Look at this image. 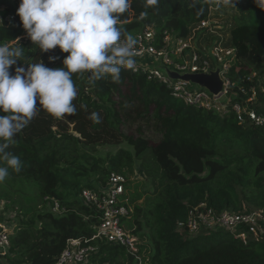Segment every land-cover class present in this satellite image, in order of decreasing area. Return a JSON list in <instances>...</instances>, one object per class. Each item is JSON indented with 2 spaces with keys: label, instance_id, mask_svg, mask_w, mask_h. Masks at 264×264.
<instances>
[{
  "label": "trees",
  "instance_id": "16d2710c",
  "mask_svg": "<svg viewBox=\"0 0 264 264\" xmlns=\"http://www.w3.org/2000/svg\"><path fill=\"white\" fill-rule=\"evenodd\" d=\"M217 1L158 0L146 7V0H131L120 26L133 36L153 27L161 46L166 31L187 36ZM19 2L0 0V42L18 39L24 48L20 65L43 61L63 67L68 53L59 48L42 53L24 38ZM236 6L230 95L233 102H244L255 87L252 106L264 115V8L258 0H239ZM142 12H147L143 19ZM49 56L58 59L50 63ZM73 80L76 113L57 119L40 108L6 149L19 156L22 166L19 172L9 168L0 182V198L18 218L3 264H54L68 240L90 239L97 218L81 201V191L105 184L113 172L128 179L133 212L126 226L150 240V264H264V240L251 234L244 241L226 230L193 236L178 230V222L201 203L217 212L264 209V127L249 118L240 122L231 105L224 114L187 105L141 70L122 69L119 82L110 76L90 82L87 74H74ZM122 144L99 152V147ZM138 174L152 177V192L140 191ZM55 202L61 213L53 211ZM95 243L96 262L134 264L125 248Z\"/></svg>",
  "mask_w": 264,
  "mask_h": 264
},
{
  "label": "built area",
  "instance_id": "2783aa9c",
  "mask_svg": "<svg viewBox=\"0 0 264 264\" xmlns=\"http://www.w3.org/2000/svg\"><path fill=\"white\" fill-rule=\"evenodd\" d=\"M218 2L219 0L210 6L206 19L191 26L187 36H178L166 31L161 46L157 44L159 39L153 27L137 32L134 35L137 40L135 64L130 70L144 71L149 78L166 84L172 95L187 105L213 110L219 114L226 113L231 105L240 122L249 118L255 124L264 127V115L258 113L252 106L256 95L255 87H252V95L244 102H233L230 95V86L235 85L229 76L236 60V50L231 45L233 24L224 27L216 20L220 14L217 11ZM2 10L4 8L0 7V12ZM2 19L3 14L0 13V24ZM152 62L162 63L179 74L209 73L219 68L224 81L223 91L216 96L206 88L173 79L152 66ZM127 182L126 176L113 172L105 184L99 183L94 189L85 188L81 191V201L93 208L97 218L94 235L85 240H68L66 248L54 264H111L96 262L94 255L99 249L95 243L97 241L125 248L134 258V264H150L151 253L148 247L144 246L148 241L126 226V220L133 212L127 197ZM53 211L61 213L63 209L55 202ZM17 220L16 212L8 208L6 202L0 198V264L6 262V256L10 252L11 236L17 227ZM178 230L184 232L186 236L226 230L236 233L244 241L250 234L254 239L264 240V209L249 211L244 207L241 211L217 212L207 207L206 203H201L190 210L186 221L178 222Z\"/></svg>",
  "mask_w": 264,
  "mask_h": 264
},
{
  "label": "clouds",
  "instance_id": "9594fccd",
  "mask_svg": "<svg viewBox=\"0 0 264 264\" xmlns=\"http://www.w3.org/2000/svg\"><path fill=\"white\" fill-rule=\"evenodd\" d=\"M258 2L264 8V0ZM219 3L235 7L239 0ZM157 4L146 0L145 6ZM130 7L131 0H20L16 14L32 44L42 53L59 48L68 55L63 67H48L43 61L20 65L24 48L18 39L16 44L0 42V161L6 162L0 166V182L9 176V168L21 170L19 156L6 149L40 108L57 119L76 113L74 74H87L90 82L106 76L119 82L122 69L133 67L137 40L120 26ZM146 16L140 14L141 19ZM48 59L51 63L58 57ZM93 116L99 123V116Z\"/></svg>",
  "mask_w": 264,
  "mask_h": 264
},
{
  "label": "water",
  "instance_id": "95a60500",
  "mask_svg": "<svg viewBox=\"0 0 264 264\" xmlns=\"http://www.w3.org/2000/svg\"><path fill=\"white\" fill-rule=\"evenodd\" d=\"M151 65L159 68L173 79L184 80L190 82L191 84L197 85L199 88H206L216 96L220 95L223 91L224 81L220 76L219 68L209 73L179 74L178 72L169 69L159 62H152Z\"/></svg>",
  "mask_w": 264,
  "mask_h": 264
},
{
  "label": "rangeland",
  "instance_id": "374dc122",
  "mask_svg": "<svg viewBox=\"0 0 264 264\" xmlns=\"http://www.w3.org/2000/svg\"><path fill=\"white\" fill-rule=\"evenodd\" d=\"M218 6H219V10L217 9V11H219V15L216 17V20L219 21L224 27L230 23H232L234 25V19H233V16L235 14H238L239 11L237 9V6L235 7H225L223 6L221 3H217ZM1 15L3 13V10L0 12ZM24 38L27 39V35H24ZM121 146H126L125 144H122L120 146H116V147H113V146H105V147H99V152L101 154H105L107 151L109 150H117L119 147ZM137 164H139V162H137ZM137 180H139V184H140V191H144V190H147L149 192H152L154 190V184H153V179L151 176L149 175H140L138 174L136 177H135ZM201 240H204L203 237H201ZM148 251H150V253H152V244L150 242V240L148 239Z\"/></svg>",
  "mask_w": 264,
  "mask_h": 264
}]
</instances>
